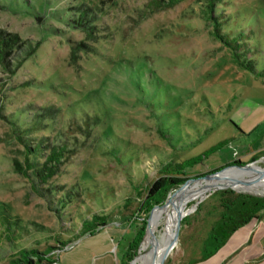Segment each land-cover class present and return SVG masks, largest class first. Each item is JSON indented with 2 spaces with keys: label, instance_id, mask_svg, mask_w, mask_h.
<instances>
[{
  "label": "rangeland",
  "instance_id": "obj_1",
  "mask_svg": "<svg viewBox=\"0 0 264 264\" xmlns=\"http://www.w3.org/2000/svg\"><path fill=\"white\" fill-rule=\"evenodd\" d=\"M149 1L0 0V32L21 42L0 64V264H11L19 249L59 264H95L106 254L131 264L149 215L136 210L148 186L176 163L188 179L234 160L251 163L236 173L241 180L264 176V153L255 155L264 146V0L215 6L222 34L240 44L238 52L212 35L207 0L152 14ZM240 59H251L263 75ZM23 130L26 143H65L71 152L45 183L14 170L13 160L23 163L24 156L13 133ZM184 185L163 202L175 201ZM221 188L231 189L221 186L186 204L164 264L214 247L205 238L220 211ZM166 226L162 220L156 234ZM62 241L72 245L57 252Z\"/></svg>",
  "mask_w": 264,
  "mask_h": 264
},
{
  "label": "trees",
  "instance_id": "obj_2",
  "mask_svg": "<svg viewBox=\"0 0 264 264\" xmlns=\"http://www.w3.org/2000/svg\"><path fill=\"white\" fill-rule=\"evenodd\" d=\"M184 0H150L147 4V13L152 14L155 11H164L169 8H174L177 6L180 2ZM187 1V0H186ZM217 4H220V0H207V18L211 21L212 25V35L215 39L219 40L221 43L228 45V47H231L234 51H239L240 44L235 42L232 44V40H228L222 32H221V22L215 14H213V11L215 9V6ZM21 42L19 41L18 37L16 35H13V33L5 34L0 32V64L7 65L8 64V57L11 55V52H13L15 49H17L18 45ZM83 48L82 43L77 44L75 47L71 48V58L73 59L76 56V52L81 51ZM238 55V54H237ZM242 64L243 68L249 70L252 73H255L257 76L263 75V73L256 72V67L254 66V63L251 59L247 60L246 62H242L241 59L239 60ZM49 115L52 113H50ZM47 115V116H49ZM39 120L34 119L33 124L37 125L39 124ZM38 129V128H36ZM14 137L23 142V156L24 161L23 163H20L16 160H13V166L14 170L16 172L22 173L23 176H30L31 174L35 175L40 182H47L50 177H53L56 175L59 166L68 160L70 151L67 150V145L65 143L59 144V145H50V144H44L43 140H40L39 142L36 141L35 144L26 143L24 141L26 135L28 133H25L24 130L18 133ZM214 150V149H213ZM261 153H264L261 152ZM203 157L206 156V153L202 155ZM200 157H193L190 160H188V163H193L194 161L200 159ZM42 161L39 162L40 159ZM245 163H241L238 160H234L233 162L229 163L227 166L231 165H238L242 166ZM167 167V165H165ZM224 167V166H222ZM219 167L217 169H214L212 171H208L209 173L215 172L219 170ZM168 168V167H167ZM172 173L169 175H162L155 179L147 188V193H145L144 199L140 206L137 208V212H143V213H149L152 209L151 214L153 211H155L157 208L160 207V205L163 204L164 197L168 193V191L173 188L177 187L178 185H181L184 183L185 180L188 179L185 175H182L181 172V163H176V166L172 169H170ZM206 172V173H208ZM202 175V174H201ZM219 196V214L217 219L214 221V224H212L209 233L207 237L205 238V241L207 243L214 242V247L211 250L206 249V253H204V257L210 256L212 253L216 252V250L224 244V242L230 237V235L240 228L241 226L247 224L250 219H253L257 216L258 213L264 211V197L260 196H252V194H241L237 193L231 189L228 188H221L218 192ZM151 216V215H150ZM93 219H101V216H93ZM147 217L144 218V221L142 222L143 225L146 224ZM105 221H102L100 223H97L95 225L96 228H86L84 235H93L96 231L99 230V228L103 225H105ZM86 226L85 223L82 224V227ZM143 235V228L138 229L135 235L133 236L131 242L128 245V248L125 253V257L127 262L132 260V257H134V250H137L139 241L141 239V236ZM72 245L71 241L69 242H60L59 246L56 248L57 252L62 249H68ZM51 247L47 250H53ZM45 253L38 252L37 250L30 249H19L17 252V255L14 259L10 261L11 264H34L32 262L33 257L37 258L36 263L37 264H55L57 262V258L55 261L50 262L45 257ZM134 260V259H133ZM132 260V262H133ZM193 261H199L200 259H190ZM131 262V264H132ZM136 264V261H135Z\"/></svg>",
  "mask_w": 264,
  "mask_h": 264
},
{
  "label": "bare ground",
  "instance_id": "obj_3",
  "mask_svg": "<svg viewBox=\"0 0 264 264\" xmlns=\"http://www.w3.org/2000/svg\"><path fill=\"white\" fill-rule=\"evenodd\" d=\"M246 170H249V168H228L225 171L223 170L216 177H208L201 179L199 182L195 181V183L192 182L184 185L181 194L175 201L172 203L167 202L166 205L157 208L151 214L146 224L145 234L142 237L141 251L138 253L135 260H133L132 264H135V261H137L138 264H159L162 253L164 254L167 252V247L175 237L173 227L180 221L181 214L186 204L192 199L202 195L204 192H210L221 186H226L237 191L264 195V181H261L264 179V176L243 181L238 177V174L244 173ZM162 220L167 222V226L160 236H158L156 230Z\"/></svg>",
  "mask_w": 264,
  "mask_h": 264
},
{
  "label": "crops",
  "instance_id": "obj_4",
  "mask_svg": "<svg viewBox=\"0 0 264 264\" xmlns=\"http://www.w3.org/2000/svg\"><path fill=\"white\" fill-rule=\"evenodd\" d=\"M263 151L264 146L260 147L255 155ZM204 253L206 248L196 255L188 254L192 260H200L192 262L189 259L181 264H264V211L235 230L216 252L207 257H204ZM95 264L122 263L106 254L105 259H100Z\"/></svg>",
  "mask_w": 264,
  "mask_h": 264
},
{
  "label": "water",
  "instance_id": "obj_5",
  "mask_svg": "<svg viewBox=\"0 0 264 264\" xmlns=\"http://www.w3.org/2000/svg\"><path fill=\"white\" fill-rule=\"evenodd\" d=\"M249 166H251V163H246V164H244V165H242V166H238V165H231V166H228V167H222V168H220L219 170H217V171H215V172H212V173H205V174H203L202 176H200V177H197L196 179L195 178H192V179H187V180H185L184 181V183H183V185L186 183V182H188V181H196V180H200V179H205V178H212V177H216L217 175H219L223 170L225 171L226 169H228V168H233V167H238L239 169H245V168H249ZM231 189H233V188H231ZM240 193V192H239ZM260 196V195H259ZM166 203H167V200L165 201V202H163V204L162 205H160V207L161 206H163V205H166ZM153 210V209H152ZM152 210L149 212V215H148V218H147V222L149 221V218H150V215H151V212H152ZM147 222H146V224H147ZM181 222V221H180ZM180 222H178V223H180ZM177 223V224H178ZM176 224V225H177ZM176 225H175V227H176ZM174 242H175V240H176V237H177V232H176V230L174 229ZM174 244V243H173ZM173 244H171L170 245V247L168 248V250H167V252H165L164 254L162 253V255H161V258H160V262H159V264H164L165 263V259H166V256H167V253L169 252V250L171 249V247L173 246ZM132 262V261H131Z\"/></svg>",
  "mask_w": 264,
  "mask_h": 264
}]
</instances>
